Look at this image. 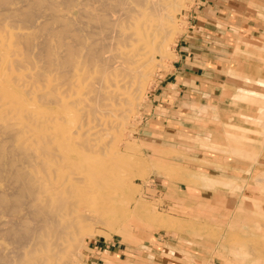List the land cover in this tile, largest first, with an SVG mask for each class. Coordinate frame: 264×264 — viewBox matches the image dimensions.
Segmentation results:
<instances>
[{
    "label": "bare ground",
    "instance_id": "bare-ground-1",
    "mask_svg": "<svg viewBox=\"0 0 264 264\" xmlns=\"http://www.w3.org/2000/svg\"><path fill=\"white\" fill-rule=\"evenodd\" d=\"M180 1L0 0V264H76L124 196L113 138Z\"/></svg>",
    "mask_w": 264,
    "mask_h": 264
},
{
    "label": "rangeland",
    "instance_id": "rangeland-1",
    "mask_svg": "<svg viewBox=\"0 0 264 264\" xmlns=\"http://www.w3.org/2000/svg\"><path fill=\"white\" fill-rule=\"evenodd\" d=\"M201 4V0H182L175 7L167 47L156 53L157 65L113 138L115 155L128 171L125 194L101 220L86 227L76 264H111L115 260L107 257V251L114 248L133 258L129 264H179L185 252L213 264H264V148L258 153L251 147L253 139L258 142L257 137H264V85L235 90L234 104L253 108L238 112L235 123L230 112L221 119L207 113L194 117L195 138L189 133L176 141L162 133L166 116L152 106L159 104L153 101L155 95H166L176 49ZM253 43L263 49L244 57L260 66L264 43ZM232 139L238 145L225 147ZM229 153L240 157L238 169H228L209 157L231 159Z\"/></svg>",
    "mask_w": 264,
    "mask_h": 264
},
{
    "label": "crops",
    "instance_id": "crops-1",
    "mask_svg": "<svg viewBox=\"0 0 264 264\" xmlns=\"http://www.w3.org/2000/svg\"><path fill=\"white\" fill-rule=\"evenodd\" d=\"M201 3L188 33L176 49L177 58L168 75L166 95L153 97L159 104L152 106L163 110L166 116L160 131L176 141L189 133L193 136L197 131L192 125L194 117L206 113L208 117L215 114L221 119L230 112L235 123L238 112L253 109L246 103L234 104L235 90L239 86L256 90L258 84L264 85V63L254 65L244 57L251 50L263 49L261 44L253 42L264 43V0H201ZM145 130L153 132L155 129L147 127ZM257 139L258 142L253 139L252 146L248 147L254 146L259 153V148H264V137ZM231 142L225 147L238 145L233 139ZM230 155L233 159L220 155H211L209 159L221 161L228 169H238L236 158L240 157ZM182 256L183 260L177 261L179 264H213L198 254L185 252ZM107 257L115 260L111 264L117 261L129 264L128 261L133 260L122 249L115 248L107 251Z\"/></svg>",
    "mask_w": 264,
    "mask_h": 264
}]
</instances>
